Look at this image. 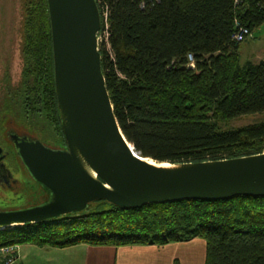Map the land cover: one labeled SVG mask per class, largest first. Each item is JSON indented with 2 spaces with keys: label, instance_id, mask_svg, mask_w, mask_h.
Instances as JSON below:
<instances>
[{
  "label": "trees",
  "instance_id": "obj_1",
  "mask_svg": "<svg viewBox=\"0 0 264 264\" xmlns=\"http://www.w3.org/2000/svg\"><path fill=\"white\" fill-rule=\"evenodd\" d=\"M95 1L100 30L106 11L108 35L98 44L105 87L122 135L141 157L174 164L264 153V121L217 128L218 121L264 111V56L241 65L231 39L235 18L251 32L264 21V0ZM21 6L22 84L43 104L44 121L60 131L46 0ZM53 135L45 139L60 142ZM193 238L205 241L204 264H264V198L136 208L97 201L80 214L0 230V247L165 245Z\"/></svg>",
  "mask_w": 264,
  "mask_h": 264
},
{
  "label": "water",
  "instance_id": "obj_2",
  "mask_svg": "<svg viewBox=\"0 0 264 264\" xmlns=\"http://www.w3.org/2000/svg\"><path fill=\"white\" fill-rule=\"evenodd\" d=\"M46 4L63 143L41 141L34 133L28 141L17 140L18 174L25 171L33 182L35 199L28 206L0 205V230L80 214L97 201L136 208L183 200L264 198V153L174 164L141 157L122 135L105 87L96 1Z\"/></svg>",
  "mask_w": 264,
  "mask_h": 264
},
{
  "label": "flooded vegetation",
  "instance_id": "obj_3",
  "mask_svg": "<svg viewBox=\"0 0 264 264\" xmlns=\"http://www.w3.org/2000/svg\"><path fill=\"white\" fill-rule=\"evenodd\" d=\"M14 40L13 37L9 55L3 51L4 43L2 45V41H0V199L6 193L15 196L25 191L22 181L17 182V178L28 180L25 171L22 172V175L18 174V169H22V167L15 155L17 140L28 141L31 139L32 133L41 141L46 140L38 133L39 128L33 129L32 127L34 117L39 116V119L43 117L44 120L45 113L43 104H39L37 99H32L28 84H22L23 64L20 50L18 54L20 68L17 71L18 76H16L15 56L17 51L13 52V48H16L13 47ZM16 107L20 109L16 110ZM53 128L52 125V130ZM53 133L55 139L60 140L59 143H63L61 131L53 130Z\"/></svg>",
  "mask_w": 264,
  "mask_h": 264
},
{
  "label": "crops",
  "instance_id": "obj_4",
  "mask_svg": "<svg viewBox=\"0 0 264 264\" xmlns=\"http://www.w3.org/2000/svg\"><path fill=\"white\" fill-rule=\"evenodd\" d=\"M21 264H204L205 241L193 238L165 245H90L63 248L17 246Z\"/></svg>",
  "mask_w": 264,
  "mask_h": 264
},
{
  "label": "rangeland",
  "instance_id": "obj_5",
  "mask_svg": "<svg viewBox=\"0 0 264 264\" xmlns=\"http://www.w3.org/2000/svg\"><path fill=\"white\" fill-rule=\"evenodd\" d=\"M22 2L23 0H0V41H2V45L4 43L3 51L7 52V55H9L12 38H15L13 47L15 46L16 48H13V52L17 51L15 56L16 76H18L17 71L20 68L18 54L21 44L20 21ZM237 54L239 56L241 65H244L247 61L255 63L262 59L264 56V21L258 27L252 30L251 35L247 36L238 43ZM17 109L20 108L16 107V110ZM39 118V116H36L32 120L33 129L39 128L38 133L44 138L51 136L53 134L52 126L46 123L43 120V117L41 119ZM263 121L264 111L231 118L224 121H218L217 128L221 131H226L247 125L261 123ZM19 180L20 182L22 181L23 190L25 189V191L18 194V196H14L11 193H6L3 195V198L0 199V205L2 207L19 205L28 206L31 203H34V195H31L35 187L33 182L30 181V183L29 180L24 181L22 178H19ZM28 184H32V187Z\"/></svg>",
  "mask_w": 264,
  "mask_h": 264
},
{
  "label": "built area",
  "instance_id": "obj_6",
  "mask_svg": "<svg viewBox=\"0 0 264 264\" xmlns=\"http://www.w3.org/2000/svg\"><path fill=\"white\" fill-rule=\"evenodd\" d=\"M104 28L100 30L99 41H106L107 23H106V11L102 10ZM251 34V30L244 24L240 23L236 18L234 19V31L231 34L232 41L239 43L247 36ZM188 66L193 67V60L190 54L187 55ZM0 264H21L17 256V246H3L0 247Z\"/></svg>",
  "mask_w": 264,
  "mask_h": 264
}]
</instances>
